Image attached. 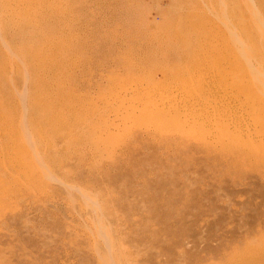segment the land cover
<instances>
[{
	"label": "rangeland",
	"instance_id": "rangeland-1",
	"mask_svg": "<svg viewBox=\"0 0 264 264\" xmlns=\"http://www.w3.org/2000/svg\"><path fill=\"white\" fill-rule=\"evenodd\" d=\"M0 264H264V0H0Z\"/></svg>",
	"mask_w": 264,
	"mask_h": 264
},
{
	"label": "bare ground",
	"instance_id": "bare-ground-1",
	"mask_svg": "<svg viewBox=\"0 0 264 264\" xmlns=\"http://www.w3.org/2000/svg\"><path fill=\"white\" fill-rule=\"evenodd\" d=\"M27 27V26H26ZM202 29V28H201ZM32 55V54H31ZM206 59H208V58H206ZM33 62V61H32ZM196 62V65H198V64H201L202 65V63H204L203 61H202V63H201V61H199V60H196L195 61ZM206 62V61H205ZM205 64V63H204ZM205 79H207V78H205ZM210 84V83H209ZM24 94V93H23ZM28 134V133H27ZM112 262V261H111Z\"/></svg>",
	"mask_w": 264,
	"mask_h": 264
}]
</instances>
